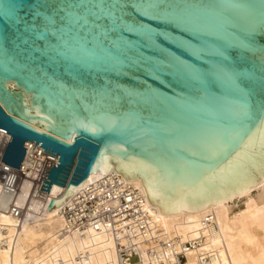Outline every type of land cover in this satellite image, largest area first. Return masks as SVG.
I'll return each instance as SVG.
<instances>
[{"label":"water","instance_id":"obj_1","mask_svg":"<svg viewBox=\"0 0 264 264\" xmlns=\"http://www.w3.org/2000/svg\"><path fill=\"white\" fill-rule=\"evenodd\" d=\"M0 131L6 165L59 155L47 210L111 163L163 215L238 196L264 181V0H0Z\"/></svg>","mask_w":264,"mask_h":264},{"label":"bare ground","instance_id":"obj_2","mask_svg":"<svg viewBox=\"0 0 264 264\" xmlns=\"http://www.w3.org/2000/svg\"><path fill=\"white\" fill-rule=\"evenodd\" d=\"M111 166L113 170L104 176H118L143 193L146 198L144 208L156 229L166 232V239L176 237L183 242H204L202 248L190 252V264L197 262L200 253L211 256L210 264H264V181L213 207L195 213L163 215L159 207L150 203L141 178L127 180L113 163ZM96 179L92 173L87 182ZM79 189H73V192ZM255 189L258 193L252 198ZM55 190L56 185H53L52 198ZM242 196L246 197L245 210L233 213L231 204ZM211 215L218 225L215 230L206 225V219ZM255 224L262 229V239L253 230ZM64 229L61 207L48 210L32 221L27 220L19 231L15 230L11 218L0 215V264H26L30 261L56 264L58 259L64 264H116V244L108 234L88 231L85 235H75L65 233Z\"/></svg>","mask_w":264,"mask_h":264},{"label":"built area","instance_id":"obj_3","mask_svg":"<svg viewBox=\"0 0 264 264\" xmlns=\"http://www.w3.org/2000/svg\"><path fill=\"white\" fill-rule=\"evenodd\" d=\"M11 136L0 131V215L8 216L19 231L27 220L43 216L53 200L51 190L40 191L49 162L59 164V155L26 142L20 169L2 163ZM74 192L61 206L67 234L85 235L88 231L106 233L116 244V264H190L189 254L203 247L202 240L183 242L165 238L157 230L144 205L143 193L118 176H103ZM56 207H54L55 209ZM206 225L218 228L213 216ZM147 246V248H144ZM211 256L200 253L195 264H210ZM79 261V260H78ZM65 262L58 259L56 264ZM26 264H45L28 262Z\"/></svg>","mask_w":264,"mask_h":264},{"label":"rangeland","instance_id":"obj_4","mask_svg":"<svg viewBox=\"0 0 264 264\" xmlns=\"http://www.w3.org/2000/svg\"><path fill=\"white\" fill-rule=\"evenodd\" d=\"M257 190H253L252 193H251V197L254 198L255 196H257ZM232 207H233V210L232 212L233 213H239L241 211H244L245 208H246V197L245 196H242L240 199H237L235 200L232 204ZM254 232L256 233V235L262 239L263 238V233H262V229L259 228V226L257 224H255L254 226Z\"/></svg>","mask_w":264,"mask_h":264},{"label":"trees","instance_id":"obj_5","mask_svg":"<svg viewBox=\"0 0 264 264\" xmlns=\"http://www.w3.org/2000/svg\"><path fill=\"white\" fill-rule=\"evenodd\" d=\"M145 187V186H144ZM146 189V188H145ZM147 192V191H146ZM148 195V194H147ZM151 203V202H150ZM152 204V203H151ZM153 205V204H152ZM154 206H156V205H154ZM157 207H159V206H157Z\"/></svg>","mask_w":264,"mask_h":264}]
</instances>
